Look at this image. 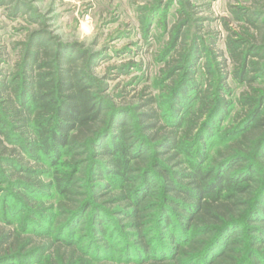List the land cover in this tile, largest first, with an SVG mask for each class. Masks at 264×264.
Returning a JSON list of instances; mask_svg holds the SVG:
<instances>
[{"label":"trees","instance_id":"trees-1","mask_svg":"<svg viewBox=\"0 0 264 264\" xmlns=\"http://www.w3.org/2000/svg\"><path fill=\"white\" fill-rule=\"evenodd\" d=\"M186 11L134 95L80 43L0 49V264H264V12L218 51Z\"/></svg>","mask_w":264,"mask_h":264},{"label":"rangeland","instance_id":"rangeland-1","mask_svg":"<svg viewBox=\"0 0 264 264\" xmlns=\"http://www.w3.org/2000/svg\"><path fill=\"white\" fill-rule=\"evenodd\" d=\"M8 1L6 6L0 4V49L6 51L7 72L13 70L18 59L14 47L32 32L44 31L63 43H80L100 53L105 58L98 69L100 75L113 71L115 76L117 69L133 63L142 65L141 70L131 68L128 75L110 83L112 89L118 85L119 91L126 90L131 95L145 84H132L135 78L154 82L163 69L164 64L158 63L157 58L167 55L174 28L183 23L184 18L178 16L182 7L191 15L194 26H203L205 35H218V51L226 49L228 37L241 34L242 27L246 28L234 11L264 12V0ZM234 89L236 94L243 90Z\"/></svg>","mask_w":264,"mask_h":264}]
</instances>
